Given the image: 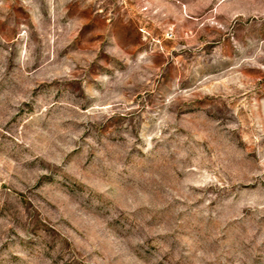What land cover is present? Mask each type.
Masks as SVG:
<instances>
[{"label": "rangeland", "instance_id": "obj_1", "mask_svg": "<svg viewBox=\"0 0 264 264\" xmlns=\"http://www.w3.org/2000/svg\"><path fill=\"white\" fill-rule=\"evenodd\" d=\"M0 264H264V0H0Z\"/></svg>", "mask_w": 264, "mask_h": 264}]
</instances>
